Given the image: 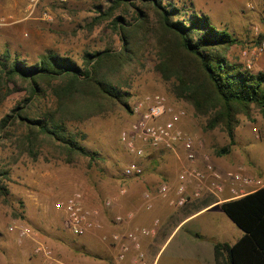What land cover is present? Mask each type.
Here are the masks:
<instances>
[{"label":"rangeland","instance_id":"obj_1","mask_svg":"<svg viewBox=\"0 0 264 264\" xmlns=\"http://www.w3.org/2000/svg\"><path fill=\"white\" fill-rule=\"evenodd\" d=\"M114 1L116 0H0V173L7 171L11 177L10 183L18 191H23L25 188L22 175L28 166L50 165L54 170L63 166L65 172L82 177L88 160L85 156H81L77 157L72 165L66 164L64 157L56 149L55 142L43 136L35 145L37 154L34 158L26 151L27 145L24 144L27 143L26 130L18 121L13 124L9 118L8 124L1 128V122L6 117L26 112L31 120H43L45 114L55 109L48 91L42 97L30 98L28 85L17 78L13 80L14 82L10 81L2 65L4 64L8 69L16 60L26 67H35L54 56L82 66V57L85 53L103 50L120 51L122 43L114 24L115 19L120 17L129 26L135 24L137 11L140 9L146 11L148 2L124 0L115 8L110 18L94 24L99 11H106ZM248 1L250 0H161V3L169 9L177 8L181 15L185 13V18L195 13L205 15L212 25L227 31L235 40V44L229 47L225 59L255 74L252 67L254 57L260 52L259 49L264 42V17L260 14L258 3L254 5L256 7L254 10L246 9L245 5ZM5 4L10 6L3 7ZM183 19L173 18L174 21ZM156 62L155 51L142 47L135 54L134 59L125 65L122 73L115 78L116 89L126 96L125 101L128 105L138 97L149 93H160L173 99L168 85L163 83L154 71ZM248 65L251 67L248 68ZM56 84L57 82L52 83L53 86ZM41 87L43 90H48L44 82ZM194 118L193 133L201 136L205 145L204 150L212 161L221 164L223 162L230 169L238 164L243 165L247 171L253 168L252 166L257 167L260 170V178L264 180V136L260 140H255L251 132L252 128L260 132L264 131V117L258 110L252 111L249 117L244 115L237 117L238 126L234 131L235 144L228 154L222 156L217 155L216 152L227 144L225 133L220 129L206 131L204 119ZM129 120V114L125 109L115 106L112 110L84 119L75 118L64 125L65 131L72 133L94 159L92 161L94 165L101 169L105 167L107 173L102 175H107L108 178L116 181L117 188L121 187V174L128 156L120 143L119 135L128 125ZM106 163L111 174L108 173ZM123 180L128 179L123 178ZM206 201L212 202L218 199L205 197L177 211L181 215L187 214L195 208V205L199 206ZM2 205H4V217L0 221L2 223L0 228L6 231V227L12 223H22L31 227L20 214V203H16L14 209L8 208V203ZM52 209L61 218L63 217V214L53 206ZM211 218L215 219L218 240L231 244L240 238L241 231L219 208L211 210L199 221ZM194 226L196 224H190L184 230L190 231ZM145 261L150 264L151 259L145 257Z\"/></svg>","mask_w":264,"mask_h":264},{"label":"trees","instance_id":"obj_2","mask_svg":"<svg viewBox=\"0 0 264 264\" xmlns=\"http://www.w3.org/2000/svg\"><path fill=\"white\" fill-rule=\"evenodd\" d=\"M123 1L116 0L106 11H99L94 24L110 18ZM147 2L146 11H137L135 24L129 26L122 18L115 19L122 43L118 52L85 53L82 66L54 56L35 67H26L16 60L8 69L1 64L10 81L17 78L28 85L30 98L42 97L48 91L54 102V111L45 114L43 120H31L26 112L2 120L1 128L11 119L26 130L24 144L28 154L36 158L35 145L43 136L55 142L68 165L77 157L89 156L64 125L115 106L130 114L126 96L116 89L115 78L142 47L155 51L154 71L168 85L170 95L190 106L194 117L204 119L206 131L220 129L225 133L227 144L217 155L228 154L234 146L239 115L249 117L258 110L264 117V73L252 74L227 62L226 52L235 44L227 31L212 25L205 15L195 13L185 18V13L165 7L161 0ZM174 17L184 19L174 21ZM42 82L48 90L42 89ZM53 82L57 84L53 86ZM7 175V171L0 173L5 178ZM224 199L228 197L224 195ZM219 207L242 235L233 244H213L215 263L264 264V187L222 202Z\"/></svg>","mask_w":264,"mask_h":264},{"label":"crops","instance_id":"obj_3","mask_svg":"<svg viewBox=\"0 0 264 264\" xmlns=\"http://www.w3.org/2000/svg\"><path fill=\"white\" fill-rule=\"evenodd\" d=\"M15 4L17 6L16 2ZM9 6L5 4L3 7ZM252 68L254 73H264V47L254 57ZM167 98L168 102L175 101L174 98ZM178 104L184 107L190 116L183 122L182 128L193 133L195 118L191 107L183 102ZM85 158L88 163L82 177L65 172L63 166L55 170L50 165L28 166L22 175L25 183L23 191H18L10 183L9 174L6 178L0 176V185L3 190V194H0L2 200L0 221L4 217L3 203H8L7 207L13 209L16 208V203H20L21 216L36 233L32 238L18 241L15 234L7 231V227L6 231L0 228V264H39L40 259L32 255L36 244L46 245L52 250L54 258L52 264H117L116 249L105 239L113 232L123 233L129 228L149 226L156 218L160 220L157 236L152 240L142 241L145 257L151 259L150 264H216L213 244L228 242L217 239L214 218L202 222L199 220L211 210L220 209L222 201H206L199 206L195 205L192 211L184 215L158 200L153 202L150 211L143 208L142 194L145 190L154 189L162 181L171 183L175 181L179 169V162L175 155L166 152H150L145 159L141 160L128 155L125 166L129 161L137 160L143 165L144 172L139 180L125 178L121 174L120 188L116 187L117 182L112 178L102 175L107 173L105 167L102 169L96 167L92 162L94 159L90 156ZM213 162L221 171L230 169L223 162L222 164ZM107 166L106 163V168ZM252 167L247 172L260 177L259 168ZM107 169L110 173V169ZM120 189L125 190L123 195H119ZM75 191L83 193L88 208L99 212L97 221L100 228L88 231L80 237L66 230L62 223L64 216L61 218L52 209L57 200H63ZM108 198H113L115 201L111 208L106 209L104 201ZM117 215L126 219L123 225L112 224ZM190 224H196V226L190 231H185L184 228Z\"/></svg>","mask_w":264,"mask_h":264},{"label":"built area","instance_id":"obj_4","mask_svg":"<svg viewBox=\"0 0 264 264\" xmlns=\"http://www.w3.org/2000/svg\"><path fill=\"white\" fill-rule=\"evenodd\" d=\"M260 5V14L264 17V0H250L245 7L254 10ZM264 42L261 44V51ZM251 65H248L250 68ZM178 102H168L160 93L144 94L129 104L128 125L120 132L119 140L125 152L134 159H144L150 152H166L176 156L179 162L176 179L173 183L162 181L154 189H147L142 194L143 208L150 211L153 202H164L167 207L179 210L190 203L205 197H214L218 201L238 199L264 187V180L249 174L243 165L221 171L214 165L210 155L204 150L205 145L200 135L189 133L182 128L190 118L187 110ZM255 140L264 136V131L252 128ZM144 169L141 162L131 160L123 168L125 178L141 179ZM125 193L119 190V195ZM228 199L223 200V196ZM115 199L104 201L106 209L111 208ZM53 207L63 216V226L72 235L80 237L88 231L99 229V212L85 204L84 195L75 191L63 200H57ZM126 219L121 215L114 217V226L123 225ZM160 228V220L154 219L149 226L129 228L127 231L113 232L105 239L116 249L117 264H147L142 247L143 240L154 239ZM7 231L15 234L18 241L35 236V231L28 225L12 223ZM32 255L40 259L39 264H52L53 252L43 244H36Z\"/></svg>","mask_w":264,"mask_h":264}]
</instances>
